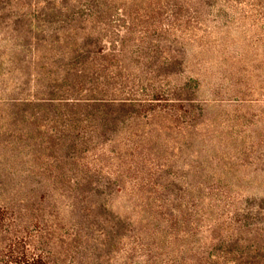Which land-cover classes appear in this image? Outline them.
<instances>
[{
    "label": "trees",
    "instance_id": "obj_1",
    "mask_svg": "<svg viewBox=\"0 0 264 264\" xmlns=\"http://www.w3.org/2000/svg\"><path fill=\"white\" fill-rule=\"evenodd\" d=\"M49 2L54 27L0 43V163L27 164L0 176V264H264L255 207L176 185L166 160L205 119L187 49L241 5L264 42V0Z\"/></svg>",
    "mask_w": 264,
    "mask_h": 264
},
{
    "label": "rangeland",
    "instance_id": "obj_2",
    "mask_svg": "<svg viewBox=\"0 0 264 264\" xmlns=\"http://www.w3.org/2000/svg\"><path fill=\"white\" fill-rule=\"evenodd\" d=\"M49 1L0 0V43L23 46L40 30L54 27L56 14L36 9L37 3L47 6ZM239 8L237 24L224 34L217 30L207 49H187V70L200 79V99L207 101L205 119L176 138L175 153L166 160L181 180L176 185H202L211 191L214 205L228 210L255 207L264 238V42L259 41L260 27H251V20L242 26V5ZM26 165L9 158L0 163V176L27 170ZM11 178L7 185H20L21 179ZM108 201L122 207L130 196L113 195Z\"/></svg>",
    "mask_w": 264,
    "mask_h": 264
}]
</instances>
